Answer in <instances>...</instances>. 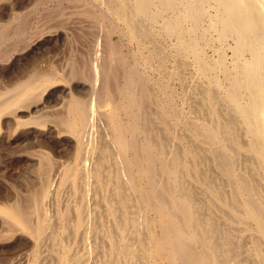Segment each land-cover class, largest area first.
Returning <instances> with one entry per match:
<instances>
[{"label": "bare ground", "instance_id": "bare-ground-1", "mask_svg": "<svg viewBox=\"0 0 264 264\" xmlns=\"http://www.w3.org/2000/svg\"><path fill=\"white\" fill-rule=\"evenodd\" d=\"M80 1L100 32L83 62L0 85V146L65 152L37 146L34 189L0 202V243L25 241L0 264H264V0Z\"/></svg>", "mask_w": 264, "mask_h": 264}, {"label": "rangeland", "instance_id": "rangeland-1", "mask_svg": "<svg viewBox=\"0 0 264 264\" xmlns=\"http://www.w3.org/2000/svg\"><path fill=\"white\" fill-rule=\"evenodd\" d=\"M1 2H0V27H3V29H1L0 28V43H2V45H0V54H2L1 56H0V85L3 87V89H4V87L6 88V87H10L11 85H12V83L14 84L15 83V81H13V77L12 76H14V77H17L15 80H17V79H19V78H21V77H23L24 75H26L28 72H30V71H33V70H35V71H37L38 70V68L40 69V67H42L40 70H43V69H45L46 67V69H49V67H50V65L51 66H54L55 65V67L56 68H58V65L57 64H59V63H61V65L59 64V67L60 68H62V70H64V71H67V69L69 70V67L71 68V65H72V63L73 62H76V59H77V61L79 62V63H82L83 62V60H84V58L86 57L84 54H85V50H87L88 48L87 47H90V45L92 46V43L94 42V40H96V38L97 39H100L99 38V34H100V32H98L97 30L98 29H96L95 27L93 28V26L92 25H90V23H91V20H89L90 18H88L87 16H85V14H83L82 12H80V7L81 8H84L83 6H84V2L83 1H80V3H78V2H76V0L74 1V0H66V1H64V0H43L42 2H40L41 0H38V2L41 4H37V0L35 1V0H12V1H14L15 3L13 4L12 3V1L11 0H0ZM7 1V2H6ZM10 1H11V3H10ZM18 1V2H17ZM21 1V2H20ZM31 1H33L31 4H29ZM63 1V2H62ZM67 1H69V2H67ZM78 1V0H77ZM4 2H6V4L4 3ZM20 2V3H19ZM44 2V3H43ZM45 2H46V4H45ZM58 2V3H57ZM60 2V3H59ZM1 3H3V4H1ZM24 5H23V4ZM54 3V4H53ZM71 3H73V4H71ZM11 5V7H9L10 5ZM13 4V5H12ZM43 4H45V5H43ZM56 4H58V5H56ZM62 4V5H61ZM66 4H68V5H66ZM76 4V5H75ZM83 4V5H82ZM2 5V6H1ZM7 7V8H5V6ZM19 5V6H18ZM23 5V6H22ZM34 7H33V6ZM63 5L66 7H63ZM70 5V6H69ZM72 5H73V7H72ZM79 5V6H78ZM78 6V7H77ZM1 7H3V8H1ZM18 7H20V8H22V9H20V8H18ZM40 7V8H39ZM59 7V8H58ZM61 7H63V8H61ZM13 8V9H12ZM16 8V9H15ZM18 8V9H17ZM32 8H33V10H32ZM49 8V9H48ZM52 8V9H51ZM1 9H2V11H1ZM10 9V10H9ZM26 9V10H25ZM44 9H46V11L48 10L49 12V14L44 10ZM53 10V12L51 11V10ZM56 9H59V12H61V14L56 10ZM66 10V12H65V10ZM69 9H71V10H69ZM73 9V10H72ZM77 9H79L78 11H77ZM17 10V11H16ZM75 10V11H74ZM83 9H81V11H82ZM27 11V12H26ZM29 11H31L30 12V14H32V12H34V14L33 15H30L28 12ZM44 11V12H43ZM68 11H74L73 12V14H70ZM11 14H10V13ZM46 12V13H45ZM58 12V13H57ZM62 12H64V13H62ZM24 13L26 14L25 15V19H24V17H23V15H24ZM55 13V14H54ZM57 13V14H56ZM68 13L70 14L69 16H68ZM76 13V14H75ZM8 14H9V16H8ZM15 14V17H13V15ZM18 14V15H17ZM29 14V15H28ZM57 15V16H54V15ZM64 15V14H67V15H64V16H61V15ZM77 14H80L81 16H79L78 15V17H77ZM28 15V16H27ZM44 15H46L45 17H44ZM48 15V16H47ZM54 17H53V16ZM21 18H20V17ZM33 16V17H32ZM52 16V17H51ZM60 16V17H59ZM70 16H72V17H70ZM74 16H75V18H74ZM11 17V18H10ZM29 17V18H28ZM39 17H40V19H39ZM44 18L43 20H42V18ZM48 17V18H47ZM87 17V18H86ZM14 18V19H13ZM36 18V19H35ZM55 18V19H54ZM64 18V19H63ZM72 18V19H71ZM10 19V21H8ZM12 19V20H11ZM19 19V20H18ZM25 21H24V20ZM49 19V20H48ZM59 19V20H58ZM65 19H67V20H65ZM71 19V20H70ZM87 19H88V21H87ZM20 20H22V21H20ZM65 20V21H64ZM73 20H77V23H76V21H75V23H73L74 21ZM82 20L83 21H85V22H82ZM16 21V22H15ZM40 21V22H39ZM52 21H53V23H52ZM54 21H56V22H54ZM58 21H60V22H58ZM71 21V22H70ZM79 21V22H78ZM3 22H4V24H5V22H6V24H5V26H4V24H3ZM20 22H22V23H20ZM23 22H25V23H23ZM28 22V23H27ZM46 22V23H45ZM67 22V23H66ZM33 23V24H32ZM64 23H66L67 24V26H66V24H64ZM1 24H3V26L1 25ZM28 24H30V25H28ZM65 26H64V25ZM70 24V25H69ZM73 24V25H72ZM12 25H14V26H12ZM19 27H18V26ZM32 25V26H31ZM36 25V26H35ZM59 25V26H58ZM63 26V27H61V26ZM8 26H12L11 28L12 29H10V27H8ZM27 27V28H25V27ZM90 26H92V28L90 27ZM29 27H31V28H29ZM35 27H36V29L38 28H41L42 29V31H40V29H39V31H38V29L36 30L35 29ZM75 27V28H74ZM8 28V30H6ZM71 28V29H70ZM31 29V30H30ZM34 30V32H33V30ZM50 29V30H49ZM52 29V30H51ZM10 30V31H9ZM46 30V31H45ZM75 30V31H74ZM78 31V33H79V37H77L78 36V34H77V31ZM79 30H80V32L81 33H86V34H81L80 32H79ZM83 30H85V31H83ZM6 31V32H5ZM7 31H9L10 32V35L8 36V35H6V34H9V32L7 33ZM18 31V32H17ZM61 31V32H60ZM63 31V32H62ZM87 31V32H86ZM21 32V33H20ZM38 32H40V33H38ZM49 32V33H48ZM71 32V33H70ZM75 32H76V34H75ZM89 32V33H88ZM25 33V34H24ZM30 35H29V34ZM43 33V34H42ZM51 33V34H50ZM53 33V34H52ZM56 33V34H55ZM61 33V35H59ZM62 33L64 34V35H62ZM68 33H69V35H68ZM92 33H94L93 35H92ZM95 33H97L96 35H95ZM13 34V35H12ZM15 34V35H14ZM23 34V35H22ZM28 34V35H27ZM35 34H36V39L34 38L35 37ZM67 34V35H66ZM87 34H88V36H87ZM91 36H94L93 38H91L90 37V35ZM19 35V36H18ZM47 35V36H46ZM75 35H77V36H75ZM86 35V36H85ZM99 35V36H98ZM12 36V37H11ZM34 36V37H33ZM54 36V37H53ZM62 38H61V37ZM64 36H68L67 38L65 37L64 38ZM69 36H70V38H69ZM83 36H85V37H83ZM17 37V38H16ZM27 37V38H26ZM31 37V38H30ZM32 37L34 38V40L32 39ZM41 37H43V38H41ZM61 39H60V38ZM82 39H81V38ZM86 37H88L87 38V40H86ZM116 37V36H115ZM12 38V39H11ZM17 39V40H14V39ZM28 38H30V39H28ZM51 40H49V39ZM74 38H75V40H74ZM90 38V39H89ZM9 39V40H8ZM40 39V40H39ZM55 39V40H54ZM63 39V40H62ZM73 41H72V40ZM79 41H78V40ZM91 40V41H89V40ZM11 40H14V41H11ZM22 40H24V41H22ZM27 40H30L29 41V43H27L28 41ZM63 42H62V41ZM65 40V41H64ZM67 40V41H66ZM16 41V42H15ZM32 41V42H31ZM36 41V42H35ZM38 41V42H37ZM48 41H49V43H48ZM70 41V42H69ZM84 42L85 44H81V42ZM10 42V43H9ZM11 42H12V44H11ZM15 42V44H14V46H13V43ZM35 42V43H34ZM41 42V43H40ZM8 43H9V45H11V50H9L10 49V47H9V45H8ZM19 43V44H18ZM21 43H23V44H21ZM55 43V44H54ZM59 43V44H58ZM62 43H64V44H62ZM69 43V44H68ZM73 43V44H72ZM78 44V45H76L77 46V49L78 48H80L81 49V52H80V49H78V50H75L76 49V46H75V44ZM4 44H5V46H4ZM21 44V45H20ZM35 44V45H34ZM46 44V45H45ZM54 44V45H53ZM72 44V45H71ZM86 44H89V46L88 45H86ZM20 45V46H19ZM28 45V46H27ZM29 45H31V46H29ZM36 45H38L37 46V48H36ZM47 45H49V46H47ZM57 45V46H56ZM64 45H65V47L67 48H64ZM80 45H81V47H80ZM126 45V46H125ZM3 46H4V48H3ZM28 48V49H30L31 51H29L26 47ZM56 46V47H55ZM58 46L60 47V46H63V48H61L60 47V49H61V51H60V49L58 48ZM79 46V47H78ZM87 46V47H86ZM2 47V48H1ZM21 47V48H20ZM34 47V48H33ZM40 47H42V48H40ZM68 47H70V48H68ZM73 47H75V48H73ZM124 47V48H123ZM122 47V50H121V52H122V54L124 55V56H126V57H128L129 58V60L131 61V62H133L134 61V58L131 56L132 55V53L134 52V46L133 45H129V44H124V46ZM127 47V48H126ZM131 47V48H130ZM24 49V51H23V49ZM26 48V49H25ZM84 48H87V49H85L84 50ZM130 48V49H129ZM6 52V55L7 56H5V54H3V53H5V52H3V50ZM6 49V50H5ZM35 49V50H34ZM40 50V52H39V50ZM43 49V50H42ZM67 50L68 51V53L67 52H65V50ZM74 49V50H73ZM83 49V50H82ZM90 49V48H89ZM1 50H2V52L3 53H1ZM15 50V51H14ZM19 50V51H18ZM57 50H59V52H56ZM73 52H72V51ZM127 50V51H126ZM11 51V52H10ZM22 51V52H21ZM25 51L26 52H29V53H25ZM38 51V52H37ZM48 51V54L47 53H44V52H47ZM50 51V52H49ZM53 51V52H52ZM64 51V52H63ZM76 51V52H75ZM82 51H84V53L82 52ZM132 51V53H130ZM43 52V53H42ZM64 54H63V53ZM71 52V53H70ZM79 52V53H78ZM128 52V53H127ZM30 53H31V55H30ZM59 53H62V54H59ZM65 53H67V55H65ZM75 53H77V57H75ZM14 54H15V56H14ZM21 54V55H20ZM23 54V55H22ZM27 54V55H26ZM34 54L35 55H37L36 57L34 56ZM41 54V55H40ZM44 54H46V55H44ZM51 54H52V58H53V60H54V62H52V58H49V56L51 57ZM58 54H59V56H58ZM13 55V56H12ZM25 55V56H24ZM38 55H39V57L40 58H42L41 60H42V62L41 61H38V60H40L39 59V57H38ZM53 55L54 56H56V57H53ZM80 55V56H79ZM82 55V56H81ZM18 56V57H17ZM27 56V57H26ZM30 56H32V57H30ZM45 56V59H43V57ZM61 56H62V58H61ZM2 57V58H1ZM4 57H6V59L4 58ZM8 57V58H7ZM22 57V58H21ZM28 57H30V58H28ZM65 57V58H64ZM71 57H73V58H71ZM131 57V58H130ZM19 58V59H18ZM26 58V59H25ZM32 58V59H31ZM35 58H37V59H35ZM80 58H82V60L80 61ZM9 59V60H8ZM48 59H50V60H48ZM55 59H56V61H55ZM58 59V60H57ZM64 59H65V61H64ZM7 60V61H6ZM30 60V61H29ZM34 60V61H33ZM37 60V62H38V64L36 63L35 64V61ZM43 60H44V62H43ZM71 60V61H70ZM20 61H22V63L20 62ZM28 61H29V63H28ZM33 61V62H32ZM57 61H60V62H57ZM70 61V62H69ZM23 62H26V63H23ZM30 62H32L31 64H30ZM43 63V64H42ZM49 63V64H48ZM51 63V64H50ZM23 64V65H22ZM25 64H27L26 66H28V64H29V66H31V67H33L32 65H36V67L35 68H31V67H28V68H31L30 70L25 66ZM38 65H39V67H38ZM42 65H44V66H42ZM48 65V66H47ZM19 66H21V67H19ZM64 66V67H63ZM67 66V67H66ZM26 67V68H25ZM67 68V69H66ZM19 69V70H18ZM45 69V70H46ZM59 69V68H58ZM66 69V70H65ZM27 70V71H26ZM29 70V71H28ZM61 70V69H60ZM18 71H23L22 73L21 72H19V73H21V74H19L18 76H16L17 75V72ZM13 73H15L14 75H12ZM152 73V74H151ZM150 74L152 75V76H154V77H156L157 75H156V73H154L153 71H151L150 72ZM21 75V76H20ZM20 76V77H19ZM19 77V78H18ZM10 78L12 79L11 81H10ZM8 80V81H7ZM13 81V82H12ZM12 82V83H11ZM5 83V84H4ZM9 85H8V84ZM3 85H6V86H3ZM171 85H172V88L173 87H176V83H171ZM0 86V87H1ZM1 87V88H2ZM74 88L73 89H75V91L73 90V92L74 93H77V94H81L82 93V91H81V89H79V87H75V86H73ZM1 88H0V90H1ZM76 90H79V91H76ZM53 98H55V96H52L51 97V100L49 101V100H47V102L49 103H47V105L48 106H50L51 107V105H52V109H53V107H55L54 106V102H55V99L53 100ZM49 107V108H50ZM51 109V108H50ZM9 123H5L4 125H2V128H3V131L6 133L5 135H6V137H5V139H4V141L6 140L7 141V139L6 138H8V137H10L9 135H11L12 134V128H13V124H12V122H11V124H9ZM9 126V127H8ZM12 126V127H11ZM7 129H8V131H7ZM9 130H10V132L11 133H9ZM9 133V134H8ZM8 136V137H7ZM50 136H52V135H49V136H46L44 139H45V141L44 140H42V139H40V140H42V141H44V143L43 142H40L39 141V139H35V138H33V137H31V138H33V139H30V138H25V137H22L21 139L20 138H15L13 135H11V137L10 138H8V140L10 139V144H8L6 141V144H2L0 147H2V148H0V150L2 149V151H0L1 153H0V202H2L3 201V199H4V201H11L12 200V198H13V200L16 198V196H18L19 198H17V199H21V198H24V196H25V194H27V193H29L30 192V189L32 190V189H34V184H32V182H30V178H29V174H30V172H31V170L34 168L33 167V165H32V162H29L28 161V156H30V153H32L33 151H35V149H37L38 150V148L39 147H41V148H39V149H41V150H44V151H46V152H48V154H50V157H55L54 159H62V158H64V157H62V155H64L65 154V152L63 151L62 152V150H60V149H57V148H55V142H56V139H54L55 137L54 136H52V137H50ZM27 140H25V139ZM51 139V141H50V139ZM53 139V140H52ZM29 140V141H28ZM30 140H32V141H30ZM37 142H36V141ZM22 141V143H23V145L24 146H21V144L22 143H20V142ZM24 141V142H23ZM46 141H48L47 143H46ZM19 142V143H18ZM28 142H29V144H28ZM16 143V144H15ZM26 143H27V145H29V146H27V147H25V145H26ZM32 143H34L35 145H33ZM39 145H38V144ZM14 145V147L12 148V146ZM19 144H20V146H21V148L19 149V148H17L18 149V153H16L17 152V149L15 148L16 146H19ZM33 145V146H31V145ZM45 144V145H44ZM50 144V145H49ZM10 145V146H9ZM48 145H49V147H48ZM54 145V146H53ZM19 146V147H20ZM37 146H39L38 148H36ZM47 146V147H46ZM50 146H51V148H50ZM53 146V147H52ZM5 147V148H4ZM22 147H25V148H22ZM30 147V148H29ZM6 148L7 149H9L8 151L6 150ZM16 150H15V149ZM50 150H49V149ZM54 148V149H53ZM22 149H23V151H22ZM30 149V150H29ZM53 149V150H52ZM57 149V150H56ZM6 150V151H5ZM16 151V152H13V154H12V152L11 151ZM27 150V151H26ZM55 150H56V152L58 151V150H60L58 153H55ZM29 151V152H28ZM52 151H54V154H53V152ZM11 153V154H10ZM11 156H10V155ZM16 154V155H15ZM18 154V155H17ZM27 154V155H26ZM53 154V155H52ZM8 156V157H6V156ZM15 155V157H13ZM26 155V156H25ZM9 157H11V159L9 158ZM17 157H19V159H17ZM52 157V158H53ZM60 157V158H59ZM2 158H3V160H2ZM7 158V159H6ZM12 159H13V161H12ZM14 159H15V161H14ZM24 159V160H23ZM23 160V161H22ZM25 160H27V161H25ZM2 161V162H1ZM19 161V162H18ZM21 161V162H20ZM6 162V163H5ZM10 162V163H9ZM12 162H14L13 164H12ZM16 162V163H15ZM23 162V163H22ZM25 162V163H24ZM28 162V163H27ZM2 163H4L3 165H2ZM20 163H21V165H20ZM30 163V165H28ZM10 164V165H9ZM19 164V165H18ZM22 164H23V167H21L22 166ZM27 164V166H25L24 167V165H26ZM6 165H7V167H6ZM18 167H17V166ZM32 167V168H29L28 169V167ZM6 167V168H5ZM20 167V168H19ZM3 168V169H2ZM6 170H5V169ZM12 168V169H11ZM16 169V170H15ZM17 169H18V172L19 173H17ZM25 169H27V171H25ZM3 170L4 171H6V172H3ZM23 173H21V172ZM3 172V173H2ZM13 172V173H12ZM24 172H25V174H24ZM27 172V173H26ZM8 173V174H7ZM10 173V174H9ZM16 173V174H15ZM3 174V175H2ZM13 174V175H12ZM15 174V175H14ZM27 174H28V176H27ZM26 175V176H25ZM4 176L5 177V179H4V177L2 178V177ZM6 176H8V177H6ZM11 176V177H10ZM14 176V177H13ZM18 176H20V177H18ZM25 176V177H24ZM16 177V178H15ZM19 179H18V178ZM13 178V179H12ZM21 178H24V180L23 179H21ZM8 179H9V181L10 180H13V181H10L11 182V184H10V182L8 181ZM15 179V180H14ZM16 179H18V180H16ZM5 180V181H4ZM26 180V181H25ZM28 180H29V182H28ZM24 181V182H23ZM2 182H4L3 184H2ZM16 182V183H15ZM17 182H19V183H17ZM9 183V184H8ZM27 183V184H26ZM30 183V184H29ZM7 184V185H6ZM16 186H15V185ZM20 184V185H19ZM24 184V185H23ZM32 184V185H31ZM2 185V186H1ZM6 185V186H5ZM5 186V187H4ZM17 186H19L20 187V190H19V188L17 187ZM30 186H32L31 188H30ZM10 187H12V188H10ZM28 187V188H27ZM2 188H4V190L6 189V190H8L9 188V190H8V193H9V195H8V193H7V191L5 190V192H4V190H2ZM16 188V189H15ZM21 188L23 189V190H21ZM11 189H13L15 192H13V190H11ZM17 189L19 190V191H17ZM28 192H27V191ZM3 191V192H2ZM11 191H12V193L14 194V196H13V194H11ZM21 192H23L22 194L24 195H22V197H20L19 196V194H21ZM25 192V193H24ZM17 195H16V194ZM19 193V194H18ZM2 194V195H1ZM8 195V196H7ZM11 195V196H10ZM9 196H10V198H9ZM2 197V198H1ZM7 198V199H6ZM10 199V200H9ZM24 200V199H23ZM21 244V245H20ZM23 244H25V241L23 240V239H17V240H14L13 242L11 241V242H5V243H0V258L1 259H5V258H7V256L9 257V255L11 256L12 255V252H14V251H16V249H19V248H22L24 245ZM4 246V247H3ZM11 246V247H10ZM13 246V247H12ZM16 246H17V248H16ZM20 246V247H19ZM2 249V250H1ZM11 250L10 252H9V250ZM5 250V251H4ZM11 253V254H10ZM6 254H8V255H6ZM5 256V257H4Z\"/></svg>", "mask_w": 264, "mask_h": 264}]
</instances>
